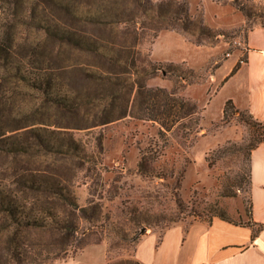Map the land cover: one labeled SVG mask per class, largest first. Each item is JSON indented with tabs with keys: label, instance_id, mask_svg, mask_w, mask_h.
Here are the masks:
<instances>
[{
	"label": "trees",
	"instance_id": "trees-1",
	"mask_svg": "<svg viewBox=\"0 0 264 264\" xmlns=\"http://www.w3.org/2000/svg\"><path fill=\"white\" fill-rule=\"evenodd\" d=\"M40 3L0 0V264H42L103 241L80 225L100 226L102 201L82 206L58 163L77 158L79 169L88 159L74 131L126 117L173 130V122L198 114L177 91L148 86L149 77L168 70L140 48L163 30L191 31L188 0H54L65 10L55 19ZM230 108L238 111L231 99L225 114ZM262 142L264 136L251 151ZM33 233H50L52 248Z\"/></svg>",
	"mask_w": 264,
	"mask_h": 264
},
{
	"label": "rangeland",
	"instance_id": "rangeland-1",
	"mask_svg": "<svg viewBox=\"0 0 264 264\" xmlns=\"http://www.w3.org/2000/svg\"><path fill=\"white\" fill-rule=\"evenodd\" d=\"M40 1L39 11L45 10L52 19L65 11L54 0ZM188 1L196 23L191 31L163 30L153 40L145 39L140 48L168 70L149 77L148 86L177 91L196 103L198 114L173 122V130L155 121L126 117L74 131L88 159L79 169L82 162L77 158L58 159V163H64L82 206L92 198L102 201L100 226L85 219L80 225L81 231L103 235V241L71 249L64 257H48L42 264H129L121 261H137L135 250L143 235L157 233L160 240L177 223L174 233L181 222L188 227L196 220L220 216L248 221L250 151L264 136V125L236 104L238 111L230 108L225 114V105L220 111L219 102L229 88L217 96L219 85L213 76L225 59L241 55L236 67L245 60L246 37L264 22V0ZM242 6L250 11L249 16ZM32 236L52 248L50 233Z\"/></svg>",
	"mask_w": 264,
	"mask_h": 264
},
{
	"label": "crops",
	"instance_id": "crops-1",
	"mask_svg": "<svg viewBox=\"0 0 264 264\" xmlns=\"http://www.w3.org/2000/svg\"><path fill=\"white\" fill-rule=\"evenodd\" d=\"M245 60L241 55L225 59L213 76L219 85L220 111L229 99L241 109L264 121V25L251 30L245 40ZM251 209L247 222L237 223L214 217L196 220L188 227L181 222L162 233L143 235L135 257L143 264H264V142L256 146L249 159ZM155 234V235H154Z\"/></svg>",
	"mask_w": 264,
	"mask_h": 264
}]
</instances>
